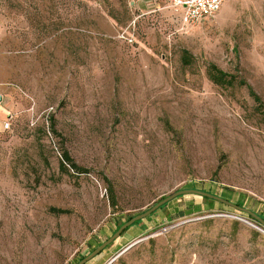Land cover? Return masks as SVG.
<instances>
[{"label": "rangeland", "instance_id": "374dc122", "mask_svg": "<svg viewBox=\"0 0 264 264\" xmlns=\"http://www.w3.org/2000/svg\"><path fill=\"white\" fill-rule=\"evenodd\" d=\"M174 1L0 0V264H77L185 190L235 207L181 194L84 264H264V0Z\"/></svg>", "mask_w": 264, "mask_h": 264}, {"label": "trees", "instance_id": "16d2710c", "mask_svg": "<svg viewBox=\"0 0 264 264\" xmlns=\"http://www.w3.org/2000/svg\"><path fill=\"white\" fill-rule=\"evenodd\" d=\"M207 74H208L209 80L212 83L216 84V85H224V84L231 85L235 81V77L234 76L227 75L222 70H220L219 68H217L215 65H212V64L208 66V68H207ZM238 84L239 85H243L244 82L239 80ZM249 91H250V94L254 98V101L256 103V111L260 114V116L262 117V119L264 121V103L261 102V100L259 99V97L256 96L252 92L251 89H249ZM50 129H51V132L52 133H56V130L54 129V125L51 124ZM60 158H61L60 161H59V169H60V171L68 172V170H71V171H73V172H75L77 174L87 173V171L84 168L80 167L72 159V157L70 156L69 152L66 149H64V148L61 149ZM103 181H104L105 185L107 186V188L109 189V193H110V203L114 207V205H115V197H114V195H112L110 182L105 177L103 178ZM179 197H182V196H179ZM203 198L206 201L207 200H210L208 197H203ZM223 200H225V199H223ZM225 201H227V200H225ZM168 203L169 202L165 203L164 205H162L161 207H159L157 210L164 208ZM156 211H154V212H156ZM131 218H133V217H129L123 223L119 224L118 225V228L120 226H122L124 223L128 222ZM141 221L142 220H138V221L134 222L132 225H130L129 227H127L125 230H123V232L126 231L127 229H129L130 227H133V226L138 225ZM122 233H121V235H122Z\"/></svg>", "mask_w": 264, "mask_h": 264}, {"label": "built area", "instance_id": "2783aa9c", "mask_svg": "<svg viewBox=\"0 0 264 264\" xmlns=\"http://www.w3.org/2000/svg\"><path fill=\"white\" fill-rule=\"evenodd\" d=\"M225 0H175L174 7L180 11V23L194 27L203 20L213 18Z\"/></svg>", "mask_w": 264, "mask_h": 264}, {"label": "water", "instance_id": "95a60500", "mask_svg": "<svg viewBox=\"0 0 264 264\" xmlns=\"http://www.w3.org/2000/svg\"><path fill=\"white\" fill-rule=\"evenodd\" d=\"M188 192H193V193H197V194H200L201 196L203 197H208V198H211L213 200H217V201H220L222 203H225V204H228L230 206H233L231 203L217 197V196H214V195H211V194H207V193H204V192H201V191H196V190H185V191H178L176 193H174V195L172 196H169L163 200H161L159 203H157L156 205H154L152 208H150L149 210L145 211L143 214L137 216V217H134V218H131L128 222L124 223L119 229L118 231L112 236V238H110L108 241H106L104 244H102L97 250H95L94 252H92L89 256H87L86 258H84L83 260H81L79 263L77 264H84L85 262H87L90 258L94 257L95 255H97L101 250H103L105 248V246L107 244H109L111 241H113L115 238H117L124 229H126L127 227H129L130 225H132L134 222L138 221V220H141L142 218L146 217L147 215H149L150 213H153L154 211H156L159 207H161L162 205H164L165 203H167L168 201H170L171 199L175 198L176 196H179L181 194H184V193H188ZM235 207V206H233ZM250 213V212H249ZM252 217H254L260 224H262V226L264 227V221L261 220L259 217L255 216L254 214L250 213ZM136 244V243H135ZM135 244H132L130 246H128L126 249H124V251L121 252L124 253L125 251H127L129 248H131L133 245Z\"/></svg>", "mask_w": 264, "mask_h": 264}, {"label": "crops", "instance_id": "0c3cea01", "mask_svg": "<svg viewBox=\"0 0 264 264\" xmlns=\"http://www.w3.org/2000/svg\"><path fill=\"white\" fill-rule=\"evenodd\" d=\"M225 2H226V0L222 3V5L220 6L218 12L221 10V8H222V6H223V4H224ZM218 12H217V13H218ZM217 13H216V14H217ZM179 16H180V11H179ZM208 19H210V18H208ZM208 19H205V20H208Z\"/></svg>", "mask_w": 264, "mask_h": 264}]
</instances>
